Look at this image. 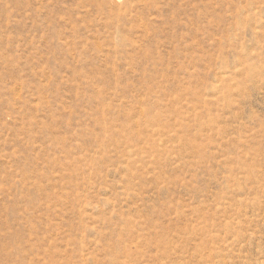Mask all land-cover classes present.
<instances>
[{
  "label": "rangeland",
  "instance_id": "rangeland-1",
  "mask_svg": "<svg viewBox=\"0 0 264 264\" xmlns=\"http://www.w3.org/2000/svg\"><path fill=\"white\" fill-rule=\"evenodd\" d=\"M0 264H264V0H0Z\"/></svg>",
  "mask_w": 264,
  "mask_h": 264
}]
</instances>
